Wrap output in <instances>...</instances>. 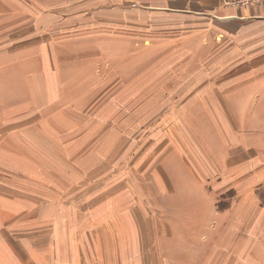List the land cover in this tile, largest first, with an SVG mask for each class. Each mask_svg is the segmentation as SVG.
I'll list each match as a JSON object with an SVG mask.
<instances>
[{"label":"crops","instance_id":"0c3cea01","mask_svg":"<svg viewBox=\"0 0 264 264\" xmlns=\"http://www.w3.org/2000/svg\"><path fill=\"white\" fill-rule=\"evenodd\" d=\"M107 1L109 6L84 14L92 20L100 13L104 20L82 31L81 23L76 29L37 25L46 17L82 18L59 10L91 0H57L35 15L3 12L0 0V264H87L76 241L73 253L66 251V190L59 183L51 189V181L71 180L77 187L76 181L100 180V167L114 164L119 153L122 179H130V97L125 90L115 102L109 87L114 70L123 92L147 75H132L135 69L177 68L171 57L187 50L195 35L201 45L188 47L186 69L196 65L198 52L204 62L211 37H233L249 71L217 82L224 85L217 89L186 94L191 102L180 121L164 124V133L138 155L139 179L146 181L157 214L130 219L129 199L122 202L121 219L105 222L107 229H122L106 237L105 264H264V6L120 0L124 21L136 11L144 22L139 26L153 31L152 41L138 38L135 46L114 39V0ZM28 2L44 6L55 0ZM23 14L29 21L24 35L3 27L2 21ZM195 20L205 26L195 30ZM231 24L237 27L229 34ZM135 50L138 59L131 61ZM154 78L162 84L160 73ZM176 82L171 75L169 83ZM158 93L162 98V89ZM122 190L124 200L130 190Z\"/></svg>","mask_w":264,"mask_h":264},{"label":"rangeland","instance_id":"374dc122","mask_svg":"<svg viewBox=\"0 0 264 264\" xmlns=\"http://www.w3.org/2000/svg\"><path fill=\"white\" fill-rule=\"evenodd\" d=\"M9 1H12V3H9ZM56 5L57 0L51 4L47 3L44 6L29 2L26 3V0H2L1 7L3 12L12 9L20 13H25L28 11L30 14L35 15L44 13L48 7ZM113 5L115 7L112 10L114 18L113 23L115 24L114 34L118 35L114 37L116 41L119 43L130 42L131 45L136 46V43L139 40L138 38H149V41L153 40V36L151 35L153 34V31L147 33L143 30V25L139 26V24H144V22L138 21V13L136 11H134L135 15L129 14L130 16H127L126 20L124 21L122 19L123 13L119 7L122 5V2L120 0H114L110 6L113 7ZM129 5L133 6L132 4ZM107 6H109L107 0H91L89 3L86 2L76 7L60 9L59 11L65 10L67 12V17L73 16L76 13H82V18H70L69 20L55 18L52 20L51 18L46 17L41 21V23L37 25V27H40L42 24V26L45 27L50 26L56 28L58 26H67L69 29H76L78 24L81 23V28L83 31L85 28H87L86 26L90 25L89 23L95 22L94 20L100 22L105 18L103 14L99 13L98 18L96 17L95 19L90 20L91 18H89V16L84 15L86 14L87 10L94 7L105 8ZM2 22L4 23L3 27L6 30L16 29V32H19L20 35H24L25 29L29 27V24H26L29 21L26 20L24 14L19 16L17 19H13L11 22ZM59 22L60 25H58ZM166 22L168 23V20ZM72 24L73 26H70ZM193 25L195 30H197L196 28H200L202 25L205 26V23L195 20ZM236 27L237 26L234 24H231V26L227 28V30L230 32L229 34L234 33ZM100 31L101 30H99V36L102 35L101 33H103ZM145 34L150 35L145 37ZM177 35L180 36L179 34ZM162 38H165V36H162ZM166 38H168V36H166ZM85 39L87 38H82V40ZM21 40H24V37H22ZM236 40V38L229 37V39L226 41H219L217 37H211L210 54L208 55L207 53L208 56L205 58L204 62H200L201 57L198 56L200 55V52H198L197 56L194 58V61L197 62L196 65L186 69L185 65L191 59L192 55L191 52L188 51V47H193V49L196 50L201 45L200 36L195 35L194 38L192 37V39L187 42V50H179V52L171 57L172 60H177V68H172V70L169 71L170 69L168 68L166 69L165 67H159L156 68L155 71L152 70V72H150V68L135 69L132 75H137L138 72H143L146 70L147 75L140 82L130 83L128 85V89L125 88L123 92L121 91V83H119L121 82V74L120 72H116L115 68V74L113 75L114 79H112L109 83L111 84L109 87H112V94L115 97V102L117 104L121 102V94H123L125 90L129 92L130 97V99L128 98L130 108L129 111L131 112L129 134L132 145L130 149L131 163L128 165V170H130V179H124L125 181L122 179V164L120 162L121 155L119 153L117 155L119 158L114 164L103 165L104 167H100L99 172H97V174L103 175L102 179L100 180L89 181L87 179L83 181H76L78 185L77 187H74L73 181L71 180H66L65 182L58 180L51 181V184L53 185H51V189L59 183L60 188L62 187V189L65 188L66 190L65 200L69 205L64 217L66 219V227L64 230L67 232V252L73 251L74 242L76 241L78 251L81 252V255H83V257L85 256L86 258L84 263L105 264V251L106 247L108 246L106 245V237L112 234L110 232H113L115 236L120 235L122 230L121 228L116 227L107 229V227H105V222L109 219H121V203L127 199H129L128 201L130 202L131 207V211L129 212L130 219L141 218L139 217L140 213L142 217L144 215H149L153 216L152 218H154V214L156 215L157 213H154L153 210L154 204L152 201V195L145 194V190H147L148 185L145 180L139 179V171L142 170L141 167L143 166L138 165V155L143 152L145 146L151 143L155 137H159L160 133H164L163 130L165 129L166 124H169L170 122H176L177 119V122L180 121L183 111L191 102V100H186V94L191 92L188 96H196V93L199 94L202 91V87H209L210 90L217 89L220 86H224L217 82L228 80L231 77H235L237 75L241 76L242 74L249 71V65L247 63L244 65L241 64V62L243 63V60L246 59L244 58L243 53L242 59L241 53L234 50L236 46L235 44L238 43ZM245 44L248 46V43ZM245 44L243 45L245 46ZM135 46L132 48H135ZM168 56L169 52H166L165 57ZM137 59V51H131L130 60L136 61ZM154 72H156L158 75L160 73L161 76H163L162 84L154 82L155 79L157 81V78H154ZM171 75L176 76V83H169V77ZM202 76L209 77V83L202 84ZM188 79H191L195 82L192 85L187 84ZM160 89H162V98H160L158 93ZM171 92L172 98L170 99L168 95ZM117 98L119 100H117ZM173 112H175L174 115H172ZM160 124L161 126H159ZM68 166L73 167L74 165ZM125 187L130 191L128 192L129 196L124 195L125 197L123 200L122 188ZM134 207H137V209L141 208L142 211L139 212ZM56 231V228L53 229L54 234H56ZM74 231L76 232V236L73 237ZM57 249V245L53 244V251L56 252ZM51 264H53V261H51Z\"/></svg>","mask_w":264,"mask_h":264},{"label":"built area","instance_id":"2783aa9c","mask_svg":"<svg viewBox=\"0 0 264 264\" xmlns=\"http://www.w3.org/2000/svg\"><path fill=\"white\" fill-rule=\"evenodd\" d=\"M222 5L229 9H246L264 6V0H221Z\"/></svg>","mask_w":264,"mask_h":264}]
</instances>
